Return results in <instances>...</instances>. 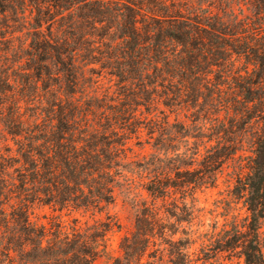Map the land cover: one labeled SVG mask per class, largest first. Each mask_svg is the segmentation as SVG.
<instances>
[{
  "label": "trees",
  "instance_id": "trees-1",
  "mask_svg": "<svg viewBox=\"0 0 264 264\" xmlns=\"http://www.w3.org/2000/svg\"><path fill=\"white\" fill-rule=\"evenodd\" d=\"M233 1L0 0V264H95L115 217L68 230L31 211L104 213L126 173L140 171L154 200L110 264H213L220 254L264 264V0L243 18ZM143 133L153 153L127 163ZM249 137L232 192L247 217L194 238L197 190L215 185ZM158 198L171 201L160 208Z\"/></svg>",
  "mask_w": 264,
  "mask_h": 264
},
{
  "label": "rangeland",
  "instance_id": "rangeland-1",
  "mask_svg": "<svg viewBox=\"0 0 264 264\" xmlns=\"http://www.w3.org/2000/svg\"><path fill=\"white\" fill-rule=\"evenodd\" d=\"M178 3L185 4V7H207L210 3H214L213 7L217 8L228 7L231 0H175ZM253 0H234L233 5L236 9V13L239 17L243 18L244 15H251L255 8L252 6ZM255 21V20H254ZM103 90L110 88L114 85V82H110L107 77L102 80ZM113 91V90H111ZM112 92H110L111 94ZM178 119L179 122H187L184 115L177 117L172 114L170 117L171 122H175ZM190 121H188V124ZM4 135L3 126L0 123V144L3 141ZM147 139L146 133H143L139 140L133 139L131 145L133 146V152L129 154L127 163L138 162L142 159V156L153 153V150L148 144H145ZM138 141H142L143 145H138ZM247 143L243 145L244 151L238 153V155L226 165H224L222 171L218 174V179L213 187H202L197 190L196 199L197 207L202 210L201 223L200 220L193 222L192 230L193 234L199 229L198 233L194 235V238H198L199 234H210L213 231V226L218 223L217 232L224 228L227 221H242L247 217V210L244 207L242 200H237L232 192L236 184L237 175L241 172V166L246 165L247 157L251 156V143L250 137L246 140ZM131 169V167H130ZM126 173L127 179H122L115 191V202L104 213L93 214L92 212H80L68 214L55 212L53 209L44 206H35L31 211V219L38 225L50 226V223L63 222L66 229L70 230L73 227L74 219H78L79 226L85 227L86 224L93 225L96 221H107L108 214L115 217L119 223L120 228H114L107 235V253L104 254L95 264H110L114 257L121 255L120 242L124 236L129 235L134 230V222L137 215V210L141 207L144 200L149 204L153 203L152 198L148 192L144 189L145 184L149 182V176L142 173ZM180 194L176 195L177 199H180ZM171 200L155 199V203L160 208L165 204H169ZM190 199H188V202ZM166 202V203H165ZM164 211V210H162ZM200 225V226H199ZM187 227V225H184ZM200 227V228H199ZM262 238L264 240V223L261 229ZM181 236V235H180ZM200 240L192 246L191 253L198 254L201 249V241L206 240L207 236L199 237ZM207 243V242H206ZM209 244V243H208ZM194 257V256H193ZM213 264H244L243 259L237 258V256L229 257L228 254H220L211 261Z\"/></svg>",
  "mask_w": 264,
  "mask_h": 264
}]
</instances>
